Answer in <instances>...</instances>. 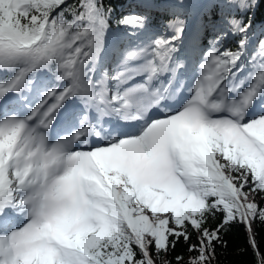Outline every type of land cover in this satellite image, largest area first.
<instances>
[{
	"label": "snow or ice",
	"instance_id": "snow-or-ice-1",
	"mask_svg": "<svg viewBox=\"0 0 264 264\" xmlns=\"http://www.w3.org/2000/svg\"><path fill=\"white\" fill-rule=\"evenodd\" d=\"M136 7L0 0V264H264V0Z\"/></svg>",
	"mask_w": 264,
	"mask_h": 264
},
{
	"label": "trees",
	"instance_id": "trees-1",
	"mask_svg": "<svg viewBox=\"0 0 264 264\" xmlns=\"http://www.w3.org/2000/svg\"><path fill=\"white\" fill-rule=\"evenodd\" d=\"M72 2V0H69ZM141 0H113V5L116 9V16L126 15L130 12L142 11V9L137 8L136 4L140 3ZM155 17V25L162 24L167 17L159 16L153 13ZM154 25V26H155ZM113 27L115 24L113 22ZM234 47V45H228ZM219 217H217V220ZM211 223H216V221H211ZM257 233V241L260 244L261 251L264 252V225H254ZM195 239V237H193ZM227 240V248H218V261L216 264H252L253 256L250 248H247V237L242 225H236L231 228L229 233L225 236ZM183 255L185 259L190 255L187 252V245L183 240H181L175 251L170 254V256H163L162 259H171L176 255Z\"/></svg>",
	"mask_w": 264,
	"mask_h": 264
}]
</instances>
